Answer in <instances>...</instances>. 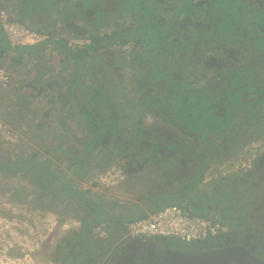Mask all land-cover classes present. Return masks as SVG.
<instances>
[{
  "label": "rangeland",
  "instance_id": "1",
  "mask_svg": "<svg viewBox=\"0 0 264 264\" xmlns=\"http://www.w3.org/2000/svg\"><path fill=\"white\" fill-rule=\"evenodd\" d=\"M2 1L0 9L29 28L42 31V28L50 25L46 32L50 36L49 41L53 42L42 49L24 53L13 50L2 53L0 44V71L9 74V83L5 87L0 86V162H14L38 154L40 161H49L54 168L70 172L69 157L61 156L58 150L68 147L81 150L85 141L93 137L90 133L92 124L87 126L89 121L84 120L79 112V109L82 111L88 107V98L79 90L87 85L96 86V81L104 93L114 94L116 90L122 97L115 100L113 105L109 102L107 106L121 108L129 116H143L147 132L161 131L158 134L173 137L178 146L184 145L192 151H197L201 142L207 148L203 145L199 153H204L205 148L211 150L212 143L198 140L195 135L199 132L212 134V108L204 109L197 119L196 116L189 118L188 106L181 105L180 109L166 116L167 120L153 109L160 105L167 110L164 97L168 95L162 94L167 87L187 91L189 87H181V80H188L203 93H192L189 99L192 105L197 102L200 105L211 103L221 106L220 111H226L229 120L220 124L224 128L238 126L231 137L219 141V154L213 159L210 157L204 172L198 171L194 175L201 166L200 157L167 151L166 146L172 145L165 140L161 142L164 149H159L152 159H158L160 154L173 156L176 160L173 172L167 162L153 167L150 159L142 161L136 168L117 154L115 147L109 146L108 135L103 141L104 146L99 147L91 157L93 163L89 172L83 177L76 175L75 181L79 187L90 189L105 200L118 202L121 206L142 204L140 198L145 194H163L166 189L175 187L191 192L194 201L195 198L202 200L192 202L194 204H191L192 199L190 202L181 200L178 205L185 207L191 204L193 208L198 204L209 205L211 210L205 208L203 213L224 222L228 227L227 234L232 237L244 238L247 235L253 238L257 236V231H263L256 222L254 211L250 212V209L242 221L234 219L235 215L242 216V211L232 213L229 209L235 207L230 204L227 209L225 200L228 195L225 199H212L209 204L206 198L209 192L215 195L221 189L222 185L217 183L221 179L240 178L259 166L264 178V92L262 90L255 94L250 86L244 90L248 94L242 95L244 91L239 86L243 85L242 81L253 77L255 68H264L259 65L264 57L261 52L264 51V31L260 30L264 28V16L259 11L262 9L264 12V0H212L205 6L198 5L202 0H71L70 3L55 0V7L48 8L50 15L42 14L46 2L38 0L35 2L38 7V17H34L37 18L36 23L31 22L34 18H18L14 12L17 0ZM89 7L95 11L98 21L102 23L103 19L107 20L98 26L85 24V10ZM148 17L153 19L152 23L147 22ZM139 23H144L141 26L145 27L139 29ZM127 28L133 32L124 34ZM114 32L132 38L126 43L105 40L102 49L97 53L90 52L82 66L54 44V41H66L72 51H79L91 44L90 36L106 34L119 37L113 35ZM146 34L150 43L157 48L155 53H150L152 57H148L149 61L143 62L141 58L134 59L133 56L141 52L149 55ZM138 35L144 36V39L138 42ZM223 39L228 45L220 48L214 43L207 45ZM98 60L105 63L103 66L107 70L102 83L98 82L101 76L95 70ZM165 66L171 69L168 76L163 72ZM239 71L244 74L234 75ZM172 77L179 78L178 84L181 85L170 81ZM249 83L252 84L251 81ZM252 85L264 89V74L256 75ZM147 93L154 95L147 96ZM145 101L151 104L146 109V105H143ZM259 106L262 108L256 112ZM143 109L145 111L136 112ZM213 111L216 109L213 108ZM173 119L186 132L194 135L180 129ZM114 136L115 146L132 137L122 131ZM206 137L210 142L214 140V135ZM150 145L149 141L144 142L147 149ZM106 152L111 156L110 160ZM96 161H99L97 166ZM242 164L246 166L242 167ZM133 169L141 170L135 176L126 173ZM108 173L112 177L108 181L102 180ZM201 176L204 177L202 181ZM191 179L194 184L189 186ZM227 187H222L224 192ZM47 188L43 180L31 174L0 173V264H59L56 260L58 244L62 238H67L69 232L79 230L80 218L85 212L76 204L67 202L62 195L53 192L46 194L44 190ZM257 216L264 221V216L258 213ZM98 231L95 235L100 239Z\"/></svg>",
  "mask_w": 264,
  "mask_h": 264
},
{
  "label": "trees",
  "instance_id": "2",
  "mask_svg": "<svg viewBox=\"0 0 264 264\" xmlns=\"http://www.w3.org/2000/svg\"><path fill=\"white\" fill-rule=\"evenodd\" d=\"M38 0H19V3L17 6V11H15L16 7L14 8V12L17 13L18 18H21V13L18 14V9L23 12L22 18L26 17V14H31L32 10L37 11L38 7L35 6V2ZM71 0H67L68 3H70ZM80 1V0H79ZM248 2V0H245ZM46 5L44 7V11L42 14H49V7L50 9H53L55 7V0H45ZM210 2L212 3V0H205L200 1L198 3L199 6H205L209 5ZM164 4V3H162ZM161 4V5H162ZM249 4V3H248ZM252 6V5H251ZM32 7H35L32 8ZM261 9V8H259ZM260 13L264 16L263 10H259ZM15 17V16H14ZM13 17V18H14ZM85 17L87 20H85L86 23H90L94 26H98L104 23L105 20L103 19L102 23L98 21L95 18V11L92 10V7H89V9L85 10ZM156 17V16H155ZM115 18V17H114ZM146 18V16H144ZM142 19L144 23L146 22L145 19ZM149 21L148 23H152L153 19L148 17ZM158 18V17H156ZM15 19V18H14ZM18 20V19H17ZM144 23H139V29L145 27L141 26ZM50 25L45 26L43 32H46V28H49ZM51 27V26H50ZM165 28V26H163ZM162 27V28H163ZM160 29V26H158ZM163 28V29H164ZM261 31H264V28H260ZM138 33L139 31L136 30ZM244 30H242L243 32ZM132 33V30L125 29V33ZM263 33V32H262ZM124 34H120L117 32H114L113 35H119V37H109L106 34L105 35H92L90 36L91 44L84 46L79 51H72L68 47V42L66 41H54V44H56V47L60 50L65 51L70 57L74 60H76L79 64V66H82V63H84V60L86 59V56L90 52H96L98 50L102 49V42L105 40H109L110 42H114L113 40H117L119 43H126L130 41L132 38L129 36H123ZM138 42L142 39H144V36L138 35ZM142 37V38H141ZM147 45H149V55L146 56L145 53L134 55V59L141 58L143 62H148V57H152V54L156 51V45L153 43H150V40L147 39V34L145 37ZM47 40L45 43L37 45V46H16L11 47L10 43L6 40L5 34L1 29L0 26V44L2 45V53L9 52V50H13L16 53H24L27 51H31L33 49H42L46 47L49 43L53 42V40L49 41ZM222 41V40H221ZM216 41L214 40L212 43L219 46V48L223 45H228L223 39V41ZM220 44H218V43ZM264 52V51H261ZM93 57V56H91ZM157 62V61H156ZM176 65L175 68L177 69L178 60L175 61ZM97 66L95 67L97 70V74H99L101 77L98 78V82H103V79L105 77L106 68L103 66L105 63L98 60L96 62ZM151 65V64H149ZM173 65V63H172ZM261 65V64H260ZM162 67V66H161ZM174 67V65H173ZM250 73L251 69L249 68ZM259 68H255L252 71L253 77L250 79H247V81H242L243 85H239L242 87L241 90H245L246 87L252 86L254 89V93L256 94L259 91L264 92V89H259L257 86L254 88L255 85H252L255 83L256 75H258ZM103 71V72H102ZM105 71V72H104ZM163 72L166 76L171 74V69L168 68V66H165L163 69ZM178 73H181L180 71ZM173 74V72H172ZM244 74L242 71H239L238 73L234 75H240ZM248 77V76H247ZM160 80H163L165 82V79L161 78ZM159 80V81H160ZM172 82H174L176 85L178 84L179 78H171ZM249 81L252 82V84L249 83ZM101 82V83H102ZM159 83V82H158ZM181 87L187 88V91H180V89H173L170 88L166 89V92H164L162 95L165 94L168 95V97H164V101L167 102V110L162 109L160 105L158 107H154L153 109L155 112L161 117L167 120L166 116L170 115L171 113H174L177 109H180L181 105H187L189 110V118H192L193 116H196L197 119L200 118V115L204 111V109H211L212 108V134L207 135L206 133L199 132V134H196L198 140L206 141L208 143H212V149L206 150V145L203 143H199L196 149L189 150L186 146L181 145L178 146L175 139L173 137L163 136L161 131L154 130L147 132L144 128V121L143 116H140L139 114L136 115H127L121 108L118 109L116 106H107V104L112 102V105L115 103L114 101L117 99H122L120 94H117L114 90V94H107L104 93L103 90L100 88L101 85L97 84V81L95 82L96 86H85V88H81L79 92L81 94L84 93L85 96H87L86 104L88 107L81 111L79 109V112L81 113L84 120L89 121L87 126L92 124L93 128H91V134H93V137H89L85 141V145L83 149L78 150L75 147H68L66 148H60L58 150L59 153H61V156L70 159V172H63L61 170H58L52 166V164L49 161L42 162L38 158V154H34L31 157H22L21 159L15 160L14 162H0V173H7V174H13L18 175L21 173L31 174V176H35L40 178L45 182V185L48 187L45 191V193L53 192L55 195H62V197H66V201L70 204H76L77 208H82L84 213V216L80 218V228L78 231H72L69 232L67 238H62L58 244V253L56 254V260L59 264H101L104 262V264H120L119 261L116 260V251L117 249H120L119 244H117L123 237V224L130 220H136L141 219L147 216L148 213H153L156 211H159L160 209H163L169 205H175L179 204L181 200H186L190 202L191 198V192L188 193V191H173V189H167L165 193H157L154 195H147L140 198V203L142 204H130L127 205H120L118 202H110L105 200L102 196H100L98 193L93 192L90 189L79 187L78 183L75 181L76 175H81L82 177L85 176L89 172V169L91 168V163L93 161L91 160V157L95 155V152L99 147L104 146L103 141L107 138L109 135V146L115 147V151L117 154L121 155L122 158L126 159V161L131 162L134 167H138V164H141L142 161L150 159V164L154 166L158 164H163V162H167L170 166V171L173 172L174 168L173 164L176 162V160L173 158V156H165L160 154V157L158 159L153 158L152 155L157 153L159 149H164V145H162L161 142L168 141L170 145L175 146L172 148V146H166L165 149L170 152H176L184 153L186 155H192L196 154L197 157L201 158V169L200 172L205 171V165L206 162L210 159L212 156V159L219 154L217 147L219 144V141L227 136H232L234 131L236 130V125H233L232 128H224L220 123H224V120H229V117L225 114L226 111L221 112L218 105H212L211 103L201 104L200 103H194L192 105L191 100H189L192 97V93L203 94L199 89L195 88V86L188 82V80H181ZM107 84V83H106ZM105 84V85H106ZM99 85V86H97ZM115 85V83L112 84V88ZM145 87V86H144ZM143 88V86H142ZM176 88V87H175ZM118 91V90H117ZM248 92L244 91L242 95H246ZM147 96L154 95L151 93L146 94ZM161 95V94H157ZM189 100V102H187ZM84 104V105H86ZM199 104V105H198ZM82 105V106H84ZM144 109L147 108L148 104L145 101ZM195 107V110H193ZM213 108L216 109V111H213ZM262 107H258L256 110L259 111V109ZM136 110V112L139 111H145V110ZM96 112H94V111ZM167 111V112H166ZM84 114V115H83ZM255 114V113H254ZM227 116V117H226ZM174 124H177V126L182 129L183 131H187L183 129V126L179 125V122L175 119H173ZM209 129H211L210 123L208 124ZM208 129V127H207ZM205 129V130H207ZM124 132L125 134L129 133L132 135L131 139L129 141H126L122 144H119L117 146L114 145V139L116 136L114 134H117L119 132ZM189 135H194V133L190 134L189 131L186 132ZM211 133V132H210ZM236 133V131H235ZM214 135V140L210 142L206 136L211 137ZM205 137V138H204ZM173 142V144L169 141ZM151 144L148 146V149L146 146H144V142H148ZM159 142L161 144H159ZM206 147L204 149V153H199L200 150H202V147ZM184 146V147H182ZM106 151V150H105ZM161 153V152H159ZM106 155H108L109 160L111 156L106 152ZM74 155V156H73ZM90 158V159H88ZM140 158V159H139ZM204 158V159H202ZM108 160V159H106ZM178 160V159H177ZM99 161H96V166ZM155 162V163H154ZM264 162V161H263ZM154 163V164H153ZM149 164V163H148ZM146 164V165H148ZM136 167V168H137ZM97 169V167H95ZM138 170L141 169H133L132 171H126L128 175L135 176L138 175ZM260 166L258 169L254 170L253 172L249 171L247 174H242L240 178H231L229 180L221 179L218 181V185H222V187L228 186L227 191L224 192V189L221 187V189L215 194L209 192L208 197L206 198L208 201H206L209 204L210 200H214L216 198L225 199L224 197L227 196L228 198L225 200L227 202V206L229 209V204L231 206H234L235 208H230L229 210L232 213H236L240 210L242 211L239 217H234L236 220H240L244 218V215L247 216V210L250 209L251 211H254V215L257 217L256 222L262 226L263 231L259 232L257 231L255 233L256 238L264 239V221H262L259 216H257V213L260 216H264V178L263 175L260 174ZM174 174H176L174 172ZM202 174V173H201ZM200 174V175H201ZM203 176H201L200 180H203ZM194 182H192L191 185H193ZM223 184H226L223 186ZM242 196V197H241ZM211 198V199H209ZM243 198V202H242ZM195 201H201L199 199L195 198ZM193 199L191 201V204H194L192 202H195ZM237 201V202H236ZM206 203V204H207ZM190 204V205H191ZM143 205L145 207H143ZM201 206L200 204H198ZM206 207H209V205H206ZM76 208V209H77ZM208 209V208H207ZM204 209L201 207L198 208V210L194 211L196 214L201 216H209L208 214H204ZM78 211V209H77ZM239 213V212H238ZM252 214V213H251ZM259 218V219H258ZM106 228V230L109 233V236L104 239H98L96 237V231L98 228ZM263 237V238H262ZM254 238V237H253ZM113 249L112 253L111 250ZM127 259V258H125Z\"/></svg>",
  "mask_w": 264,
  "mask_h": 264
},
{
  "label": "built area",
  "instance_id": "3",
  "mask_svg": "<svg viewBox=\"0 0 264 264\" xmlns=\"http://www.w3.org/2000/svg\"><path fill=\"white\" fill-rule=\"evenodd\" d=\"M0 26L12 47L37 46L50 39L47 32L31 29L22 22L14 20L7 11L0 9ZM9 83V74L0 71V86ZM2 124L0 122V131ZM246 164H242L245 167ZM239 169V168H238ZM112 177L110 173L104 181ZM122 238L174 237L182 242L206 240L228 231L226 224L209 216L198 215L184 206L169 205L159 211L148 213L146 217L130 220L123 224ZM98 231V230H97ZM101 239L109 236L106 228L98 231Z\"/></svg>",
  "mask_w": 264,
  "mask_h": 264
},
{
  "label": "flooded vegetation",
  "instance_id": "4",
  "mask_svg": "<svg viewBox=\"0 0 264 264\" xmlns=\"http://www.w3.org/2000/svg\"><path fill=\"white\" fill-rule=\"evenodd\" d=\"M207 45L212 46V41L210 44L207 43ZM259 63L261 66H264V57ZM262 69L264 70V68L258 70V74H264ZM200 169L201 166L199 165L197 172L194 173L195 176L199 173L198 171H200ZM192 182L191 179L189 186ZM179 191L181 190L179 189ZM117 244H119V246L121 244L120 249L115 250L116 260L119 261L120 264H180L173 261L178 253L184 255H200L202 253L221 251L234 246L242 247L251 256L264 261V239L252 238L247 235L244 236V238L241 236L234 238L230 234H227V232L215 237H210L206 240L189 243L182 242L174 237L159 236L136 239L122 238ZM112 251L113 249L111 253Z\"/></svg>",
  "mask_w": 264,
  "mask_h": 264
},
{
  "label": "water",
  "instance_id": "5",
  "mask_svg": "<svg viewBox=\"0 0 264 264\" xmlns=\"http://www.w3.org/2000/svg\"><path fill=\"white\" fill-rule=\"evenodd\" d=\"M175 257L173 261L180 264H264V261L251 256L244 248L239 246L200 255L178 253Z\"/></svg>",
  "mask_w": 264,
  "mask_h": 264
},
{
  "label": "crops",
  "instance_id": "6",
  "mask_svg": "<svg viewBox=\"0 0 264 264\" xmlns=\"http://www.w3.org/2000/svg\"><path fill=\"white\" fill-rule=\"evenodd\" d=\"M6 1L9 2V0H6ZM2 3H3V1L0 0V5H2ZM18 3H19V0H17V5H18ZM6 7H8V4H7ZM32 8L35 9V7H32ZM16 11H17V7H16ZM19 12L21 13L20 16L22 17L23 12H22L21 10L18 9V14H19ZM16 14H17V13H16ZM17 16H18V15H17ZM34 17H38V14H37V11L32 10V13H31V14H26V17H25V18H26V19H28V18H29V19H30V18L33 19ZM36 19H37V18H34V20H31V22L36 23V22H37ZM170 190H171V189H170ZM177 190H178V189L174 187L173 190H172V192H173V191H177ZM165 191H167V189H166ZM201 206H202L203 209H205V208L207 209V208H208L207 210H209V211L211 210L210 207H206L205 204H203V205H201ZM201 206H195V208H193V205H192L191 207H190V205H186L185 207H186L187 209H189L190 211L194 212V211L198 210V208L201 207ZM194 213H195V212H194Z\"/></svg>",
  "mask_w": 264,
  "mask_h": 264
},
{
  "label": "clouds",
  "instance_id": "7",
  "mask_svg": "<svg viewBox=\"0 0 264 264\" xmlns=\"http://www.w3.org/2000/svg\"><path fill=\"white\" fill-rule=\"evenodd\" d=\"M17 20V19H16ZM19 21V20H18Z\"/></svg>",
  "mask_w": 264,
  "mask_h": 264
}]
</instances>
